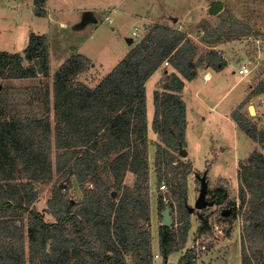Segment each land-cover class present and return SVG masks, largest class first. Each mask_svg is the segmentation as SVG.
<instances>
[{
	"label": "trees",
	"instance_id": "obj_1",
	"mask_svg": "<svg viewBox=\"0 0 264 264\" xmlns=\"http://www.w3.org/2000/svg\"><path fill=\"white\" fill-rule=\"evenodd\" d=\"M33 4L35 14L44 17L45 0H33ZM155 28L158 31L143 37L93 88L77 80L90 62L75 54L54 73L51 93L48 86L19 90L22 97H12L8 89L0 93V264H26V244L31 256L29 264H37V256H41L39 264H59L57 252L70 244L75 246L81 264H126L123 253H131L136 264H151L148 238L137 242L136 224V220L147 219L149 214L144 86L164 62L171 64L182 78L172 74L170 81L162 84V90L154 92L152 130L164 145L156 147L154 168L158 188L164 182L177 197L178 222L183 225L177 229L160 225L158 244L163 260L186 242L190 225L184 213L186 178L177 176L186 166L182 162L173 165V152L183 148L185 142V106L176 92L180 93L184 81L196 77L197 67L203 65L219 72L226 63L221 53L212 48L197 55L196 47L181 32L162 25ZM230 34L234 35V31ZM48 56L46 37L31 34L22 53L0 52V77L35 78L37 60L42 78H46ZM24 61L33 64L25 66ZM263 93L264 79L249 96ZM50 96L53 122L45 115L50 110ZM41 101L45 111L42 109L38 115L35 110ZM232 117L239 129L264 150V130L248 125L238 111ZM241 166L242 202L244 188L251 192L252 210L245 227L251 232L250 240L264 247V155L254 151L246 165ZM127 171L135 176L131 187L122 185ZM104 173L110 175L112 186L101 177ZM54 175L65 177L69 183L72 177L79 184L88 181L96 193L87 195L80 208L73 210L61 190L55 189L49 204L54 222L49 223L32 205L39 195L36 184L48 183ZM176 178L178 182L173 186ZM111 187L121 191L118 203L111 199ZM226 198L222 187L213 196L216 204ZM165 206L159 195V209L164 210ZM64 230L72 233V240L63 237ZM209 230L207 220L201 219L197 233ZM112 238L117 239L118 245H106ZM190 253L177 264H191Z\"/></svg>",
	"mask_w": 264,
	"mask_h": 264
},
{
	"label": "rangeland",
	"instance_id": "obj_2",
	"mask_svg": "<svg viewBox=\"0 0 264 264\" xmlns=\"http://www.w3.org/2000/svg\"><path fill=\"white\" fill-rule=\"evenodd\" d=\"M16 1L0 0V52L22 53L31 34H46L50 61L49 75L46 78H42L38 62L35 78L0 77V93L8 89L14 98L22 97L23 89L31 87L48 86L51 93L54 73L76 53L87 55L91 59V65L94 66L91 70L88 67L87 72L79 76L77 80L84 84L85 81L94 82L102 78L110 73L123 58L127 49L126 39L132 38L134 28L137 30L136 37L132 38L134 43L148 33L154 34L158 31L155 26L160 23L170 27L171 30L183 33L185 38L196 47L197 55L206 54L211 48L221 53L225 61L231 65L227 70V76H223V73H214L215 89L212 98L206 92L207 89L202 90L197 86L192 90V98L188 100L184 113L186 141L183 149L187 155L183 157L178 152H173L176 157L173 165L177 166L179 162H182L186 166L184 173L180 171L177 176L180 178L181 175H185L187 206L193 207L200 186L197 176L201 177L203 174L206 176L207 183L206 200L213 201V196L221 187L226 192L227 198L221 204L214 202L212 206L193 210L191 213L185 209L184 213H187V221L190 224L186 242L164 261L158 244V231L162 218L160 212L163 211L159 209V195H162V202L171 208L170 227L177 229L183 223L178 222L177 197L171 192L170 186L163 182L161 184L164 188H161L162 185L158 188L154 158L157 145H164L158 137L151 136L147 143L150 167L149 214L147 219L136 220L139 231L137 242H143L148 238L147 249L151 254V264H177L188 251H191V264H264V247L250 240L251 232L249 233L245 227L246 222L249 224L247 218L252 210L249 206L251 192L244 188V202L240 196L243 183V178L240 177L241 165H246L248 157L254 151L264 155V150L239 129L238 125H234L235 120L232 117V114L238 111L248 125L257 130H264V94L249 96L264 79V0H49L46 17L36 14L30 16L29 8H20ZM212 2L223 3L222 11L215 16L209 15L208 12ZM114 9L117 12L113 14L111 11ZM86 11H90L93 16L92 21L86 19L89 18ZM109 15L112 24L105 20V17ZM59 22L64 23V26H60ZM237 24L239 26H236ZM231 31H234V35L230 34ZM237 59L250 60L253 65V71L247 78L249 80L244 79L242 82L247 81L245 93H248L245 99L237 106H233L243 92L244 84H241L226 94L211 110L218 98L225 94L232 83L240 77L237 72L233 74L238 65ZM32 64V62L24 61L25 66ZM164 67L175 70L171 64ZM204 68L203 65L197 67L196 76ZM167 78L169 79L166 77L159 83V89ZM95 83L97 84L98 81L92 83L91 87H94ZM248 86L250 88H247ZM154 88V79H151L147 84L145 95L149 115L153 114ZM19 90L22 91L19 92ZM176 94L181 98V92ZM50 102V110L45 115L53 122L51 96ZM39 103L35 112L41 115V110L45 111V106L43 101ZM230 108L232 109L229 112ZM101 177L112 186L113 180L109 174L104 173ZM134 181L135 176L132 173L128 171L124 173L123 186L131 187ZM177 182L176 178L173 186ZM36 189L39 195L32 207L43 213L45 220L49 223L54 222L49 214V204L55 189L61 190L63 197L73 206V210L80 208L87 195L96 193L95 187L88 181L79 184L72 177L69 183L65 177L58 175H54L48 183L36 184ZM109 193L111 199L118 203L121 191L111 187ZM222 209L232 210V214L222 216ZM201 219L207 220L210 230L207 233L198 234L197 229ZM62 235L72 240L73 235L70 231L64 230ZM112 235L115 237L114 233ZM105 243L118 245L117 239L114 238ZM27 246L26 244L25 261L29 264L31 256ZM46 249L49 252L50 243ZM74 249H76L75 246L70 244L69 247L59 250L56 255L58 263L81 264ZM123 256L126 264H136L131 253H123ZM34 260L37 264L41 263V256H37Z\"/></svg>",
	"mask_w": 264,
	"mask_h": 264
},
{
	"label": "crops",
	"instance_id": "obj_3",
	"mask_svg": "<svg viewBox=\"0 0 264 264\" xmlns=\"http://www.w3.org/2000/svg\"><path fill=\"white\" fill-rule=\"evenodd\" d=\"M48 1L49 0H45V5H44V8H43V10L45 11V13L48 15ZM16 3H17V5L18 6H20V8H29V14H31L30 16H33L34 14H35V6H34V4H33V0H17L16 1ZM117 11L114 9V10H112L111 11V13H116ZM85 13H87L86 15L87 16H89V18H86L87 20H89V21H92L93 20V16L90 14V11H86ZM46 14H45V16L44 17H46ZM109 17H110V19H111V16L109 15ZM106 18H107V16L105 17V20H106ZM112 20V19H111ZM107 21V20H106ZM108 22V21H107ZM147 22H149V20H147ZM109 23V22H108ZM59 24H60V26H64V23H62V22H59ZM109 24H112V23H109ZM159 25H161L160 23H158ZM162 26H165V27H168V26H166V25H162ZM168 28H170V27H168ZM135 29L136 28H134V31H135ZM133 31V32H134ZM178 31V30H177ZM176 31V32H177ZM133 32H132V38H134V37H136V35H137V30L135 31V35L133 34ZM178 32H180V31H178ZM46 34H41L40 36H45ZM46 37V36H45ZM132 38H128V39H126L127 40V49H125V54H124V56H123V58L131 51V50H133L134 48H135V46H137V44L140 42V40H137L135 43H134V39H132ZM46 39H47V37H46ZM17 53V52H16ZM12 54V53H11ZM48 54H49V56H48V64H49V61H50V53H49V49H48ZM76 54H78V55H82V56H84L85 58H87L88 60H89V62H90V65H89V68H90V70H91V68H93L94 66L93 65H91V59H89V57L87 56V55H85V54H81V53H76ZM122 58V59H123ZM121 59V60H122ZM224 59V58H223ZM120 60V61H121ZM119 61V62H120ZM224 61H225V59H224ZM241 60H239V59H237L236 60V63H238V65H237V67H235V70L233 69L234 67H232V69L234 70L233 71V74H235L236 72H237V70H238V68L241 66V62H240ZM118 62V63H119ZM117 63V64H118ZM225 63H226V65H225V67L221 70V71H219V72H214L213 70H211L210 68H204L203 69V71L202 72H199L198 74H197V76L192 80V81H184V86H183V88H182V90L180 91L181 92V98H182V100H183V103L185 104V110L187 109V102H188V100L190 99L191 100V98H192V90L194 89V88H196L197 86L198 87H201L202 88V90H205V89H207V93H208V95H209V97L210 98H212L213 96H214V89H215V87H214V83H213V81H214V73H223V76L225 75V76H227L226 74H227V70L230 68V64H228L226 61H225ZM116 64V65H117ZM115 65V66H116ZM164 63H162V65L152 74V76L145 82V95H146V89H147V84H148V82L151 80V79H154V90H153V94H152V106H153V114L152 115H149L148 114V112H147V107H146V122H147V132H148V134H147V137L148 138H150L151 136H153L152 138H154V137H157V135H155L154 134V132H153V130H152V122H153V117H154V92L155 91H161L162 89H161V86H160V89H159V87H158V85H159V83L160 82H163L164 81V78H166V77H169V79L167 78L166 80V82H164V83H168L169 81H170V77H171V75L172 74H175V75H177L178 77H181L180 76V74L176 71V70H173V69H169V68H167V69H165V67H164ZM167 65H169V64H167ZM114 66V67H115ZM85 72H87L86 70L83 72V73H85ZM82 73V74H83ZM81 74V75H82ZM80 75V76H81ZM106 76V75H105ZM105 76H103L102 78H104ZM240 76V75H239ZM208 77V78H207ZM249 77H250V75H249ZM102 78H99V79H96L98 82L102 79ZM248 78V76L247 77H239L238 78V80H235L233 83H232V85H231V87L227 90V92L225 93V94H223L220 98H218V100L215 102V105H213L212 106V108H211V110L213 109V108H215L219 103H220V101L226 96V94H228L231 90H233L235 87H237V86H239V85H241V84H244L243 86H244V88L242 89L243 90V92H242V94H241V96H240V98H239V100L237 101V103H235V104H233V106L235 107V106H237L241 101L243 102V100L245 99V96L247 95V93H245L246 92V84H247V81L245 82V83H242L243 81H244V79H247ZM95 80V81H96ZM156 80V81H155ZM163 80V81H162ZM247 80H249V79H247ZM78 81L80 82V83H82L79 79H78ZM94 81V82H95ZM93 81H85V83H84V85L85 86H87V87H89V88H93V87H91L93 84L92 83H94ZM86 83H88V84H90V85H87ZM163 83V84H164ZM83 84V83H82ZM92 84V85H91ZM98 84V83H97ZM96 83H95V85H94V87L97 85ZM247 88H250V86H248ZM264 94V93H263ZM259 95H262V94H259ZM258 96V95H257ZM186 97V98H185ZM208 97V98H209ZM209 98V99H210ZM145 102H146V106H147V100H146V96H145ZM260 105H263V103H260ZM232 106V107H233ZM240 106V105H239ZM231 109L232 108H230L229 109V112L231 111ZM228 112V113H229ZM229 118H230V116H228ZM231 119V118H230ZM186 122V121H185ZM234 123V125L236 126L237 124L235 123V122H233ZM187 127V126H186ZM152 134V135H151ZM185 141H186V134H185Z\"/></svg>",
	"mask_w": 264,
	"mask_h": 264
},
{
	"label": "water",
	"instance_id": "obj_4",
	"mask_svg": "<svg viewBox=\"0 0 264 264\" xmlns=\"http://www.w3.org/2000/svg\"><path fill=\"white\" fill-rule=\"evenodd\" d=\"M223 9V3L222 2H212L209 6V15L215 16L218 13H220ZM37 60L34 61L35 64H37ZM253 109V108H252ZM178 154L180 156L185 157L187 155V152L185 149H183L181 146L178 150ZM200 182L198 197L194 202L193 207L187 208L188 212L191 213L193 210H202L208 206H212L214 204V201H207V183H206V176L203 174L201 177L197 176ZM227 211L222 212V216H226ZM161 215V226L164 227H170L172 224V216H171V208L169 206H165L164 210L160 212Z\"/></svg>",
	"mask_w": 264,
	"mask_h": 264
},
{
	"label": "built area",
	"instance_id": "obj_5",
	"mask_svg": "<svg viewBox=\"0 0 264 264\" xmlns=\"http://www.w3.org/2000/svg\"><path fill=\"white\" fill-rule=\"evenodd\" d=\"M106 20L109 22V23H112V20L107 17ZM136 31V29H135ZM135 31L133 32V34L135 35ZM241 66L238 68L237 70V74L240 75L241 77H247L249 75H251L252 71H253V65H252V62L250 60H247V61H241ZM165 65H167L168 63L167 62H164ZM161 188H164V186L162 185Z\"/></svg>",
	"mask_w": 264,
	"mask_h": 264
},
{
	"label": "flooded vegetation",
	"instance_id": "obj_6",
	"mask_svg": "<svg viewBox=\"0 0 264 264\" xmlns=\"http://www.w3.org/2000/svg\"><path fill=\"white\" fill-rule=\"evenodd\" d=\"M199 187H200V186H199ZM213 201H214V199H213ZM230 205H232V204H230ZM185 206L188 208V206H187L186 203H185ZM223 211H227V212H226V213H227L226 216H229L230 214H232V210H225V209H222L221 214H222ZM226 216H225V217H226Z\"/></svg>",
	"mask_w": 264,
	"mask_h": 264
},
{
	"label": "bare ground",
	"instance_id": "obj_7",
	"mask_svg": "<svg viewBox=\"0 0 264 264\" xmlns=\"http://www.w3.org/2000/svg\"><path fill=\"white\" fill-rule=\"evenodd\" d=\"M208 78V77H207ZM251 111H253V109L251 108Z\"/></svg>",
	"mask_w": 264,
	"mask_h": 264
}]
</instances>
